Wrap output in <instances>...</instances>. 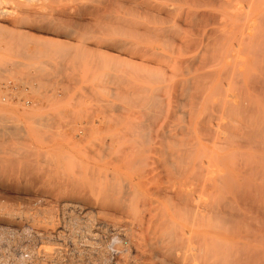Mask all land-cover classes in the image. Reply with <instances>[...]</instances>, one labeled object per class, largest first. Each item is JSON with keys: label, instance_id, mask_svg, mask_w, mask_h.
Masks as SVG:
<instances>
[{"label": "rangeland", "instance_id": "1", "mask_svg": "<svg viewBox=\"0 0 264 264\" xmlns=\"http://www.w3.org/2000/svg\"><path fill=\"white\" fill-rule=\"evenodd\" d=\"M92 3H94V2L93 1L91 2V0H0V115H1L0 120L1 121L3 120V122L0 121V129H1V131H2V129L4 130V131H2V132H4V134L0 133L1 134L0 136H2L1 138L3 139V140L0 139V141L4 143L7 140V144H8V141L12 143V144L10 143L11 145L8 144L10 147L8 145H7L8 146L7 147L6 142H5V144H3V143L1 144V142H0V144H1L0 145V152L2 151L1 147H3L2 148L3 151H6L7 149L12 150L14 148L15 149L17 148L16 149L17 152L14 151L15 153H18V154H20V153L24 154L25 153L26 154L29 151L30 155L33 154V156H37V157H34L36 159H34L33 156L32 157L30 156V159L33 158V159H31V161L28 158L25 160L24 159L21 160L22 162H27L28 164L29 163L32 164V165L29 164L30 166L27 165V167L25 165L27 163L21 164L22 162H20V160H18L20 162V164L18 166L13 165L11 168H9L11 170L6 169L7 172H5L4 174H7L10 171L9 172L10 175L7 174L9 176L6 177V175H3V177H0V178H2V180L0 179L1 180L0 181V227H8L11 229H17V231L20 232V234H19V236H17V238H18L20 245H22V246L32 245V246H35L36 248L40 247V250H43L45 253H48V254L57 252L55 255V258H56L55 263H51V264H148V263H150V264H152V263L153 264H161V262H162L161 258L162 257L159 256V258H158V255L155 254L156 252L155 251L152 252L153 249H152V247H150L151 242L148 243V239L149 238L152 239V237H150L152 235L149 234L150 231L148 228V223L146 222L147 217L153 218V215L151 214L152 211H150L152 209L151 207H153V205H154L153 203L156 201L157 202L161 201V198L159 197V195H160L159 188H158L159 185L154 184L155 181H152V180L145 181V180L140 179L139 173H141L140 171L142 170L141 165L129 164V163L125 164L124 160H122V163H121L120 159L118 158L121 155H123L122 152L124 149L123 150H121V149L122 148H128L129 145H131V144L129 142H127L126 140H123V139L119 140V138L115 137V136H114V139L115 138H118V139L117 140L115 139L116 143H113L111 140H114V139L110 135V132H116V133H120V134H122L123 132H128V131L130 132L132 130L134 132V131H136V130H134V128L135 129L137 128V126H136L137 123L142 124L145 122V124H147V125L143 124V126H142V129H144V130H150L151 129L152 132H156L158 130V133L163 132L162 134H167V135H169L170 132H173L170 134L171 136L178 135L181 137L182 136V124H186L190 121L189 120L190 118L188 115L189 110H190V106H189V104H187L188 99L186 100L184 95H182V97H181V94L179 93L178 88L175 87V86H177L176 82L179 80H182V84L184 82L185 83L187 82L188 87H190V90L193 91L195 94H198L199 91H202V94H203V91H204V95H205L206 90H207L206 88H208L210 86L211 81L203 79V80L199 81V83L196 87L193 88V80H194L193 78L196 76V73L200 74L203 71V69H202V71L196 72V68L198 67V65L200 63H203V62L206 63V65H205V63H203L204 67L206 66L205 68L203 67L206 71H209L211 68V70L213 69V71L217 70L216 71L217 76L219 74L221 75V76L219 75L220 77H218L219 78L218 82L221 81L220 84L222 83L223 87H225L224 90L226 92H228V89L231 87L233 90L231 89V91L229 93H231L233 91V94L236 92L235 93L236 95L238 93L243 94V98L245 99V100L242 99V95L238 94L237 97H235L236 95L231 96L232 94L231 95L229 94L230 95L229 96L227 93V95L225 94L224 98L221 97V99H220V100L225 99V101L222 100L219 102V101L215 100V104H218L217 107H219V104L221 106L222 103H223V105H226V102H227V106H222V109L225 110L227 108L226 110H228V111L230 110V112H231V110L233 111V108L235 110L237 109L236 105H238L239 108H242L245 105L244 108L247 106L246 107V109H247L246 118L248 119L247 122H250L251 125L253 123H255L257 121V118H260L259 116L262 115V113H261L262 111H260L259 108H261V106L264 105V95L260 90L259 91L258 90H251V91H249L248 95L242 93L240 90L241 85H239V84L240 83L242 84L241 79L243 81L244 75L240 79H239V77L243 73L241 70L243 69L242 67L245 65L244 63H247V66L249 68L248 69L249 76L251 77V79L259 78L262 76V72H263L262 66L258 65V64H257V66H255L256 64L253 63L254 62L253 60L256 59L257 57L258 58L261 57V52H260L262 50L261 48H263V50H264V46H263L264 45L263 44V42H264V39H263V37H264V28H263V26H264V19H263L264 10L263 9L264 8H263V6L261 7L258 5L257 7H255L256 10L254 9V13H253L254 19L257 15L256 18L263 20V24L262 25L260 24L262 26V28H261V26L259 28L256 27V25L257 26L259 25L258 23H261V20L255 19V21L253 22V25H255V23H256L255 27L251 26L252 29L248 30L250 32L246 31L247 33H251L250 34L251 37L250 36L248 37V39H250V43H251V41L252 42L255 41L254 40L255 36L258 37L259 35L262 36L261 33L263 34L262 38H258L256 40V42H254L253 45L255 47L253 45H252L253 47L251 46V48H254V50H255L256 48H258L257 46L259 45V48L255 50V54H253L254 52L252 53L253 49H250L251 44L249 45V49L251 52H249V51L248 52L250 54H253L252 56L255 55L253 57L254 59L252 58V56L248 52L243 54V56L239 55V59H238V54L235 55L236 53L233 54V52H232V54L230 55L231 57L233 56L235 59V57L237 56L236 57L237 61H234V63H233L232 59L227 61L228 58L224 57V53L221 52V50H222V48L224 49V47H226V45H229L230 42H233L232 44H230L231 46H233L234 44L236 46L237 43L239 42L240 37H238V36L240 35V32L238 33L234 27L233 33L236 35L233 34L232 35V37L234 36L233 38L229 37V39H233V41L232 40L230 41L228 39L229 33H227L228 32L227 30H229L230 28H227V25H226V27L223 26V22L221 21V20L224 21V17L222 16L223 11H221L222 10L221 8L220 9L216 8L217 6L216 7L212 6V8L207 6L208 7L207 9L211 10L212 13H214V18L216 16L218 19L215 18L216 20L214 21V18H213V20H211V21L209 20V21H207V23L203 22L206 26H204L202 23H201L202 25L199 23V24H197L198 26L192 25L193 27H190L191 15H190L189 11L196 9L197 5H194V4L191 5V3H187V2L186 3L182 2L181 4L179 3L180 5L178 3H174V4L169 3L170 5H172V7L175 6L176 8H179L178 10H180V12H181V15L179 17L182 16V18H180L181 19L180 21L179 20H177L176 22L170 21V22H168L170 25H168V23H167L165 26L168 25L167 27H172V29L176 27L175 30L181 31L179 34L177 33L178 35H181V36L177 37L175 35L174 40L175 39L178 40L181 37L182 38V45L184 43H187L188 41H190L189 45H191V46L193 45V46H192V48L190 46L189 51H188V49L186 51H188V52L191 51L192 53L189 54L188 52L184 51V49H182V56H179V54L177 52V47H178V43H179L178 41H180V40H178V41L176 40V43L174 42L175 45L173 44L174 46L168 44L170 46V47H168V45L165 44V46L161 45V46H163V47H161L159 44H157V41L154 38H152V36H150L151 38H149V40H148V38H146L147 40L144 39V41H146L145 44H144V42H143V44L141 43V45H142L141 49L142 50L140 49L138 51L139 55L136 56L133 54V52H134V50H135V52L137 50V48H136L137 41L132 39L135 37L133 35L131 36V34H129V33H128L129 35H127L125 32L123 33V32L117 31L118 33H121V34L117 35L118 33L116 34V31H114L112 29H110V31H112L113 33L108 32V30H109L108 28H103V29H105V30H103L102 29L103 26L96 25L94 20H93V17H91L92 20L90 21L89 16L85 17L82 21H80L79 23L80 24L82 23V24L81 25L79 24V26L76 25L75 28H73V26H71L70 23L68 24L65 21H59L58 19H56V17H54V14L57 13L61 9H64V11L65 10L69 11L68 8H70V10L73 12L74 9L77 10L79 8H81V9L83 8L84 10H86V8L92 9L93 7H96V4L95 3L92 4ZM193 5L196 6V7H194V9L192 7ZM238 6L242 7V8L241 7L239 8L240 10H242L244 8V10L241 11V13H243V11H245V8L247 7V4H242V5L240 4ZM225 9L228 11L229 8H227V6H226ZM244 13H247V10ZM262 14H263V17L260 18V16ZM179 17H176V19H178ZM172 19H175V18H172ZM92 21H93V23H92ZM213 21L215 23H213ZM87 22H89V23H87ZM152 23L154 25H151ZM171 23H173V24H171ZM157 25L158 24L156 22H151L149 24L150 27H155ZM89 26H91V27H89ZM87 27H89L90 30ZM224 27H225V30H224ZM228 27H229V25H228ZM82 28L84 29V31L82 30ZM92 28L96 31L92 30ZM256 28L257 29L261 28V29L256 31L255 30ZM97 29L99 30V32ZM100 29L104 33H102ZM211 29H213L214 32H211L212 31ZM252 30L254 31V33L256 35L253 33ZM92 31H94V32H92ZM105 31H107V32H105ZM255 31L260 32V34L256 33ZM261 31H263V32H261ZM86 32H88V34ZM214 33H217L214 35V37L216 36L214 38V40L217 38L216 41H214L213 39H210V37L211 38L213 37ZM115 34H116V36H115ZM220 34H221L222 38L220 37ZM223 34H224V36H223ZM252 34H254V35H252ZM217 35H219V36H217ZM121 36H123L125 38H123ZM126 36L128 37V39H126ZM129 36H130V38L132 37L131 40H130ZM229 36H231V35H229ZM207 37H208V39H207ZM218 38L220 40H218ZM259 39H261V40L263 39L262 40L263 42L260 43L261 40L259 41ZM193 40H195V41H193ZM107 41H109V42H107ZM115 41L116 42L122 41L123 42L122 44H124L123 47H114L112 44H113V42L116 43ZM154 41H156V42H154ZM212 41L214 43L217 42V43H215L216 46L217 45L219 46L222 43L224 44V42H227V43L225 45L222 44V45H220L221 47L219 46L217 48L214 45V43L212 44ZM150 42H151V44H150ZM205 42H207L208 45L210 43L211 45H209V46H212V47L208 48L209 46ZM248 42H249V40H248ZM131 44H133V46L135 47L134 49H133ZM198 44H199V46H198ZM128 45H131V46L128 48L127 47ZM214 46H215L214 49L220 48V50L216 51L217 50L216 49L214 51V52H217V53H215V55H217V56H214V57H217L215 59H218V60H215V59L211 58V56L206 55L207 52L208 53L210 52V55H211V53H212L211 51L214 50L213 49ZM235 46H234V48H235ZM143 48H145L146 50ZM147 49H148V53L146 52ZM149 49L151 50V52H155V53H151L149 51ZM204 49H206L205 53H204ZM208 49L209 50L211 49V50L209 51ZM144 50L148 55L143 53ZM263 50H262V52L264 53ZM122 51H124V52H122ZM141 51H142V53H141ZM222 51H224V50H222ZM156 52L158 53V55ZM185 52L188 54H186ZM152 54H156L158 56V58L163 56L162 57L163 60H161V58L157 59V56L153 57L154 55H152ZM258 54H260V55H258ZM151 55H152V57H150ZM246 55H248L249 57ZM196 56L199 59V61L197 60L198 63L195 62L197 59ZM178 57H180V60H182V68L180 69V71H179L178 63H177L179 61ZM195 57H196V59H195ZM203 58L207 59L206 61L208 63L206 61H204ZM210 58H211V61H210L211 63L208 61V60H210ZM244 58H247V59H244ZM213 61H215V62H213ZM184 62H186V63H184ZM238 62H239V64H238ZM147 63H149V64H147ZM176 64H177V66H176ZM214 64L217 66L219 65V66L215 68ZM252 64H253V66H251ZM184 65H186L187 67H185ZM195 65H196V67H195ZM211 65H212V67H211ZM238 66H241V69ZM206 68L209 70H207ZM256 68L261 69V70H259V71H258V69L253 70ZM225 69L229 70L230 72L225 70ZM126 71L128 72V74L126 73L127 78L123 79L126 77V76H124L125 73L123 74V72H126ZM206 71H204V72H206ZM213 71H209V72H213ZM113 72H115V73H113ZM130 72L134 73V74H130ZM179 72H181L180 74H182V75L178 74ZM209 72H206V73H209ZM227 72H229V74ZM233 72H234V74L238 73L236 75V77L233 76L234 75ZM255 73H256V76H255ZM122 74H123V76H122ZM129 74L132 77L129 78ZM144 74L147 75L146 77L148 79L145 77ZM223 74H225V75H223ZM104 75L107 76V78L108 77L109 78L107 79ZM187 75H189V76H187ZM228 75H230L229 81H230V78L232 77L231 80H233L234 83L232 81L227 82V78H228L227 76ZM133 76L136 79H141V80H136ZM115 77L116 78L118 77L119 79H116ZM191 77H193V78H191ZM86 78H87V82L84 81V80H86ZM113 78H115V79H113ZM132 78H134L135 81ZM120 79L123 80L122 83L118 82ZM125 80H126V82L127 81L130 83L132 82V84H129L127 82V84H129L130 87L125 83ZM145 80L149 81V83L148 82L144 83ZM161 80H162V82H161ZM203 81L204 82L206 81L205 82L206 85H204ZM225 82H227V83H225ZM238 82H240V83L238 84ZM207 83L209 84V86ZM231 83L233 85H231ZM263 83H264V77H263ZM235 84H237L239 86H236ZM133 85H135V87ZM136 87H138L137 88L138 92L135 89ZM141 87H143V88H141ZM133 88L135 90H133ZM202 88H203V90H202ZM124 89L128 90V92L126 94L122 93V90H124ZM130 89L133 90L134 93ZM139 89H142V92ZM175 89H176V91H175ZM235 89H238L239 91L235 90ZM129 91H131V92H129ZM147 91H150V92L148 93ZM253 91H254V93H252ZM143 92H145V94ZM199 94H200V96H199ZM199 94L196 95L198 99H200L202 97L201 92H199ZM128 95L130 96L131 100L129 99ZM137 95H139V96H137ZM142 95H148L149 101H151V99H154L152 110H151V106L149 107V104H148L149 102H147L148 98L143 99L141 97ZM244 95H245V97H244ZM255 95H256V97H255ZM106 96H108V97H106ZM150 96H151V98H150ZM226 96H227V98H226ZM143 97H145V96H143ZM230 97L232 98L231 100H233V97H234V99L237 102L235 100H233V102H235V103L231 102L228 99ZM238 97H239V100H241V99L243 100V104H242V100H241V103H238V102H240L237 100ZM252 97L253 98L255 97L256 99H253ZM123 98H124V100H123ZM248 99H250V100H248ZM258 99H259V101H258ZM156 100L158 103L156 102ZM200 100H202V99H200ZM218 100H219V98H218ZM247 101H249V103ZM253 101L256 102V104ZM128 102H130V103H128ZM133 102H134V104H133ZM198 102L200 103L201 101H198ZM198 102H197V104H198ZM229 102H231L232 104L230 105ZM252 102H253V105L255 104L257 106L251 105L250 103H252ZM236 103H238V104H236ZM244 103L249 104L252 107L251 106L249 107V105H246ZM146 104L148 106H145ZM197 104H196V106H197ZM233 104L235 105V107H233L234 106ZM239 104H242V106ZM141 105H144V106H141ZM142 107H144V108L142 109ZM146 107L147 108L149 107L148 110H146L147 109ZM208 107L211 109L209 110ZM208 107H207V109H208L207 111L205 109L201 110V108H203V107L201 106V103L198 104L199 109H196L198 111L197 114H199V112H200L201 114H204V116L203 115L202 116L204 118H206V117H208L209 112L212 115V113L214 111L213 115L216 117L215 113H218L217 116L220 115L222 118L221 120L223 121V119H224V121H226L225 123L227 124L228 120L224 118L225 117V111H223L224 112L223 113L224 117H223L221 114V107H219L220 112L217 109L216 105L214 107H212L211 105ZM248 107L250 108V110ZM254 107H256V108H254ZM244 108H242V109L244 110ZM251 108H252V110H251ZM216 109H217V112H216ZM253 109H255V110H253ZM237 110L234 111L233 114L240 112L239 109H237ZM203 111H205V112L203 113ZM252 111H253V113H252ZM255 111H257V113ZM136 112L139 113V115ZM147 113L148 114L150 113L151 115L149 114V116H147L146 115ZM140 114H141V116H140ZM201 114H199L198 117H197V115L195 117L197 119L199 118L198 120L195 119V123H197V124H195L197 129L201 125L207 124V125H209L208 129L211 128L213 131L208 130V132L211 134H209L207 132L209 134V135H207V133L204 132L205 130H202L203 135L206 138H209L207 136L213 135L214 134L213 132H215V134H214V137L216 135L215 138L210 136V138H212V141L218 139L219 136H220L219 137L220 139H219V141L217 140V142L214 141L216 143V145H215V143H213V142L212 143L210 142V144L207 143L209 141L204 140L205 138L202 136V133L196 132L197 136H199L198 133H200L201 136L199 139L203 138V140L201 139L200 141L205 142V143H203V142H201V143L203 145L207 143L208 144L207 146H210L212 144V146L213 145L214 146L213 147L211 146L208 148H212L215 150L217 149L216 151H218L219 147H221V148H222V146L224 147L223 143L226 144V137H225L226 135H222L225 137V140L223 137L221 139V134H223L222 131H223L226 124H224V122H223V125L217 124V123H219V121L221 122V120L219 118L220 116L216 117L218 122L215 121L216 118H214L215 120L212 119L214 116L213 117L211 116L210 119H208V120L202 119L203 121L201 122L200 119L203 118L201 116ZM248 116H250V117H248ZM251 118H253L254 120ZM6 120L9 122H7ZM213 120H214V122H212ZM252 120L254 122H252ZM259 120H261V118L258 119V121ZM12 121H14V122H12ZM206 121H209L212 123H209V124L203 123ZM258 121L256 123H258ZM10 122H12V123L10 124ZM1 123H3V124H1ZM39 123L41 125H39ZM72 123H74V124H72ZM7 124H9V125H7ZM10 125L11 126L14 125L15 127L14 126L11 127ZM218 125H220V126H218ZM35 126L37 127V129ZM39 126H40V128H39ZM131 126H132V128H131ZM248 126H250V125H248ZM196 127H194L195 128L194 131H196ZM219 127H220V129H219ZM13 128H15V129L18 128V129L15 130ZM213 128H217L216 131ZM49 129H50V132H49ZM218 129L221 132L218 131ZM246 129H247V132H249L248 128H245V130ZM7 130L12 132V135H10L11 133ZM243 130L241 131L238 128L235 130L236 139H238V138L243 139V138L247 137L246 131H243ZM13 131H14L15 136L13 135ZM95 131L98 133L100 132L101 135L98 134L99 136H96V134H94ZM54 132L56 133V135L54 134ZM73 132L76 133V135ZM218 132L221 134H218ZM48 133H51V134H48ZM16 134L18 136H16ZM72 134H73L75 140L76 141L79 140V142L84 140L83 139L84 136H86L88 138L85 137L86 141L85 140H84L85 142L82 141L81 143L78 144V147L73 149V148H71V147H73V146H71V144L74 142L73 141L74 138L72 137ZM4 136H5V138H4ZM44 136H47V137L44 138ZM53 136H55V137H53ZM7 137L8 138L11 137V139H7ZM12 137H13V139H12ZM51 137L55 138V139H56V137H58V138L56 140H53ZM210 138L207 140L211 141ZM14 139H16L17 141L19 140L18 142L22 146H20L19 143ZM20 139H22V140L20 141ZM23 140H24V142H23ZM49 140H51V141H49ZM220 140L221 141L223 140V142H221ZM15 141L18 143V145ZM44 141L46 143H43ZM57 141H60V142H57ZM25 142L27 143V146H26ZM150 142L151 141L142 143L143 148H141L142 150L144 149L143 150L144 152L145 151L148 152V153H146V154L144 153V154L146 155L147 158L149 157V159H151L150 158L151 153H149V149L152 147ZM218 142H220V143L218 144ZM50 143H52V144H50ZM111 143H113V144H111ZM108 144H109V146H108ZM220 144H223V145L220 146ZM24 146H26V147H24ZM108 147H111L112 149L108 148ZM18 148L20 150H18ZM24 148H26L27 151H24L25 150ZM57 149H59L61 151L59 152V151H57ZM87 149H90V150H87ZM22 150H23V152H21ZM33 150L34 151L36 150V151L33 152ZM39 151H41V154H39L40 153ZM89 151H91L92 157L89 154ZM108 151L112 154V156L110 155V153ZM31 152H33V153L31 154ZM64 152H70L73 156H75V160L82 162V165H83L82 168L75 166V169H74V167L70 166V168L74 170V174L77 171L81 172V174H82V176L79 174H75V176L78 177V182L82 185V188H81V185L78 184L80 187H77L76 190H78V189L79 190L74 191L77 194L72 193L73 191L71 192V190L65 189L66 190L65 191V190L61 189L60 188L61 182H57V177L55 175V172L53 173L50 169L51 168L50 165H48V164H50V161H51L50 156H52L54 158V161L52 159L53 162H51L52 167H53L52 169H54V163L62 162L63 158H64V161L62 162L63 165H61L62 166L61 169L63 168V170L68 172L70 170V168H69V165L67 164L68 163L67 160L65 159V157H63ZM102 152H104V153H102ZM117 152H118V155H117ZM34 153H36V155ZM43 153H45V154H43ZM82 153H84V154L81 155ZM93 154H94V156H93ZM115 154H116L118 159L116 158ZM39 155H41L43 158L45 157L44 155H46L48 157V159L50 161L47 162L48 159L47 160L45 159V161L47 163L45 164V162H44V164L46 166L48 165L49 168L47 167V169H46L45 166L44 167L41 166L44 164H43V162H40V161H42L41 160L42 157L39 158L40 157ZM97 156H99L100 158ZM104 156H106V157H104ZM96 157L99 158V159H97V161L99 160L98 162L96 161ZM231 157L226 158L223 161L224 162L223 164L226 166L233 164V163L230 164L231 159L237 158V157H236V155H233V158H231ZM106 158H107V160H104ZM208 158H210V156H206L204 159H206V161H207ZM0 159H2V160H0L1 163H3L4 161L8 162V160H6V158L4 159V157L1 156V154H0ZM204 159L202 158V160H204ZM16 160H14L15 165H17L16 163L18 162ZM34 160H36V163L34 162ZM102 160H104V161H102ZM111 160H113V161H111ZM114 160H116V161L114 162ZM117 160H119L120 166H118L119 163L117 165V162H118ZM43 161H44V159H43ZM206 161H204V162H206ZM235 161H236L235 159L232 160V162H235ZM33 163L36 164L35 169L32 167ZM22 165L24 166V168L26 167V169H32L33 168L34 169V170L32 169V173H33L32 175L33 176H31V174H29L30 177L28 176L29 177L28 178L26 175H22V174H25L27 171H28L27 173H29L31 171V170L24 171L23 169H21ZM28 166L31 168H29ZM122 166L126 167V170H124L122 168L124 172L121 169ZM13 167L15 169H16V167H18V169L16 170L18 172V175H14V172L12 173V171L15 170V169H13ZM86 167H88V169L91 167L92 170H90L91 168L89 170H87ZM130 167H132V171H131ZM118 168H120L121 171ZM20 169L23 170L24 173L20 174V172H22V171H20ZM43 169L45 171L47 170L45 173L46 178L45 179L43 178L45 181L43 179H42L43 181H41V179L38 180L39 176H40L39 178H42L44 176V175L41 176V174H38V171L40 173V170H43ZM83 170L84 171L86 170L87 173L91 172L89 174H92L93 177H95L96 175L101 176V174H102L101 172L110 173V175L108 174L110 177L107 176L108 181L112 182L114 180L115 182H112L111 183L112 185L111 184H109V185H111V187L113 186V183H114V185H116L115 187L114 186L112 187V190L116 191V193L119 192L118 194H120V200H122V194H123V197H124L123 199H125V200H123L124 201L123 204H127L126 199L128 198V200H129V198H130L129 196L136 193V196H135V199L133 202L136 203V205H137L136 207L138 209V213L141 216V218L144 215L143 216L144 218H142V222H141V219L139 217L138 218H133V217L130 218L125 213L122 214L121 212H119L117 208L114 209L111 206L106 207V205L101 201L102 198H100L103 195V193L100 190H96V189L90 191V189H91L90 184L91 183L94 184V182L90 180L91 179V178H89V177H91L90 175L86 174V176H84ZM36 173H37V175H36ZM50 173H51L52 177L48 178V176H50ZM111 174H113V179L109 180L111 178ZM11 175H13V176H11ZM20 176H23V177L20 178ZM24 176H25V178H24ZM135 176H136V178H135ZM32 177H33V180H32ZM50 178H51V180H50ZM83 178H86L90 182V184L89 183L87 184V182L85 183L84 181H86V180H84ZM97 178H98V176H97ZM100 178L101 179L104 178L103 174H102V177H100ZM36 179H37V181H36ZM53 179H55L56 183H57V185H55L54 187L57 188V186L60 185L58 187V190L56 188L53 189V185L55 184V182H54L55 180L53 181ZM200 180L195 181L194 183L196 185L193 184L194 187H193V185L191 187V189L194 188L193 189L194 191H192V193L193 194L195 193V196L200 193L201 187L203 185V179H200ZM108 181L107 180L104 181L105 186H106V184L108 185V183H109ZM41 182H43V183H41ZM51 182L54 184L52 185ZM150 182H152V184ZM46 183H47V185H46ZM116 183H118V184H116ZM143 183L148 184L147 188H145V189L141 188V185ZM156 183H158V182H156ZM49 184H50V186L52 185L51 186L52 188L49 186ZM198 185L200 186V188ZM43 186H45V187H43ZM144 186L145 185L143 184V187ZM197 188L199 190H197ZM80 189H83V191H81V193H80ZM60 191H61V193H60ZM85 191L88 193H86ZM114 191L111 193L114 194ZM68 192L70 195L68 194ZM82 192H84L85 194ZM129 192L130 193L132 192V193L129 194ZM74 194L76 197L73 196ZM80 194H81V196H80ZM118 194H114L115 197H119ZM155 196H158V197H155ZM155 199H157V200H155ZM123 201H121V202H123ZM143 202H144V204H146L145 206H144ZM65 205H66V207H65ZM7 214H10L11 216L9 217ZM165 214L168 217V220L170 223H171V221H173L172 224H174V226L173 225L172 226H173L174 232L178 233L179 238L178 237L177 238H178L179 242H177V238H176V241H175L176 244L177 243L180 244V241H181V244H180V246H181L182 240L180 239V234L183 231L188 233V234H186L184 232L182 234L186 238L185 245L187 244V246H186L187 249H186V247H184L185 246L184 244L182 247L183 250L179 249L180 248L179 246H178L179 248L177 247V249L182 250L183 252H187V254L185 253L184 264H210V261L212 259V257L210 255H212V253L214 252L213 249H214V247L216 249V246L214 243H212V241H210L211 238H210V234H209L210 233L209 229H211V228H208V224L205 222V224H206L205 225L204 222L198 221L200 219H198V220L196 219L197 221H195L196 222L195 223L193 220H190V217H188L189 219L182 217V219L179 221V219H177L175 216H173V213L170 209H168V211L166 210ZM113 216H115V217H113ZM43 217H45L47 219H42ZM50 217H51V219H50ZM183 218H185V220H183ZM201 225L202 226L205 225V227H202ZM192 228H194V229H192ZM200 228H202V229H200ZM180 230H182L181 233H179ZM185 234L187 236H185ZM1 237H2V235L0 234V245L6 244V242L1 240ZM235 238L232 242L234 252L237 249V247H239L237 244H239V243L241 244V242H240L241 240H237V239L235 240ZM192 239H194V240H192ZM165 241H166V239H164L162 242L164 245L167 242V241L166 242ZM168 241H169L168 243H170L171 240H168ZM235 242L237 244H235ZM188 243H189V245H188ZM196 243L199 245H197ZM166 245H168V244H166ZM200 245L202 247H200ZM211 246L213 248H211ZM184 249H186V250L184 251ZM207 250H208V252H207ZM182 251H180V252H182ZM180 255H181V259H182V253H180ZM50 257L53 258L52 256H49L48 261L53 262L50 259ZM157 258H158V260H157ZM186 258H187V260H186ZM193 259H194V261H193ZM163 261H164V259H163ZM191 261H193V263ZM162 264H163V262H162ZM164 264H165V262H164ZM178 264H183L182 260H180V262Z\"/></svg>", "mask_w": 264, "mask_h": 264}, {"label": "bare ground", "instance_id": "2", "mask_svg": "<svg viewBox=\"0 0 264 264\" xmlns=\"http://www.w3.org/2000/svg\"><path fill=\"white\" fill-rule=\"evenodd\" d=\"M94 2L95 4H96V7H93L92 9L90 8H86V10H84L83 8L81 9V8H79V9H74V11L72 12L71 10H70V8H68V10L69 11H64V9H61V10H57L56 12L57 13H55L54 14V17H56V19H58L59 21H65V22H67L68 24L70 23V25L71 26H73V28H75L76 27V25H78L79 26V22L80 21H82L85 17H87V16H89V18H90V21L92 20V18L91 17H93V20H94V22H95V24L96 25H100V26H103L102 27V29L103 28H108L109 30H108V32H112V31H110V29H112V30H114V31H116V34L118 33L117 31H119V32H125L127 35H129V34H131V36L133 35L135 38H132V39H134L135 41H137V44H136V48H137V50H136V52H135V50H134V52H133V54L134 55H136V56H138L139 55V50L142 48V45H141V43L143 44V42H144V44H145V42L146 41H144V39L145 40H147L146 38H148V40H149V38H151L150 36H152V38H154L156 41H157V44H159L160 46L161 45H163V46H165V44H169V45H175V43H176V40L177 39H175L174 40V36L176 35L177 37H179V36H181V35H178L181 31H177V30H175V28H173L172 29V27H167L168 25H170L168 22H170V21H177V20H181L180 18H182V16L181 17H179L180 15H181V12H180V10H178L179 8H176L175 6L174 7H172V5H170L169 3H191V5L192 4H194V5H197V7L196 6H192L193 7V9H194V7H196V9H194V10H191V11H189V13H190V15H191V23H190V27H193L192 25H197V24H203L204 26H206L203 22H205V23H207V21H211V20H213V18H214V13H212V11L211 10H208L207 8V6H209L210 8H212V6L214 7H216V8H221L222 10L221 11H223L222 12V16L224 17V21L223 20H221L222 22H223V26H225L226 27V25H227V28H230L229 30H227L228 32L227 33H229L228 34V39H229V37H232V35L234 34L233 32V30H234V27H235V29L237 30V32L239 33L240 32V35L238 36V37H240L239 38V42L237 43V45L235 46V44L233 45V46H231L230 44H232L233 42H230V44L229 45H226V47H224V49L222 48V50H224V51H222L221 50V52H223L224 53V57H227L228 58V60L227 61H229L230 59H232L233 60V63H234V61H237L236 59V57H235V59H234V57L232 56H230L231 54H232V52H233V54L234 53H236L235 55H237L238 54V59H239V55H241V56H243V54H245L246 52H251L250 51V49H253L252 50V53L253 54H255V50L256 49H258L259 48V45L257 46L258 48H256L255 50H254V48H251V46L254 44V42H256V40L258 39V38H262L263 37V34L261 33V35L262 36H258V37H254L255 39V41H251V43H250V39H248V37L250 36L251 37V33H247L246 31H248L249 29H252L251 28V26L253 27H255V25H256V23H255V25H253V22L255 21V19H257V20H261V23H258L259 25L257 26L256 25V27H260L262 24H263V20L262 19H259V18H256L257 17V15H256V17H255V19H254V17H253V13H254V9H255V7H257L258 5L259 6H263V8H264V0H91V2ZM94 3H92V4H94ZM73 4V3H72ZM179 4V5H180ZM242 5V4H247V7L245 8V11H243V13H241V11L242 10H244V8L242 9V10H240L239 8L241 7H239L238 5ZM177 5V4H176ZM226 6H227V8H229L228 9V11L225 9L226 8ZM244 6V5H243ZM87 7V6H86ZM223 7V8H222ZM245 7V6H244ZM215 8V9H216ZM242 8V7H241ZM234 9V10H233ZM182 10V9H181ZM246 10H247V13H244V12H246ZM256 10V9H255ZM264 10V9H263ZM262 11V10H261ZM255 15V14H254ZM176 17H179L178 19H176ZM263 17V14L260 16V18H262ZM172 18H175V19H172ZM215 18L216 19H218L216 16H215ZM214 18V21L216 20ZM88 19V18H87ZM223 19V18H222ZM263 19H264V17H263ZM213 21V23H215ZM151 22H156L158 25L157 26H155V27H150L149 26V24L151 23ZM87 23H89V22H87ZM91 23V22H90ZM92 23H93V21H92ZM168 23V25L167 26H165L166 24ZM82 24V23H81ZM80 24V25H81ZM171 24H173V23H171ZM201 24V25H202ZM261 24V25H260ZM88 25V24H87ZM91 25V24H90ZM151 25H154L153 23L151 24ZM228 25H229V27H228ZM95 26V25H94ZM198 26V25H197ZM222 26V27H223ZM82 27V26H81ZM89 27H91V26H89ZM89 27H87L88 29H89ZM96 27V26H95ZM200 27V26H199ZM202 27V26H201ZM208 27V26H207ZM225 27H224V30H225ZM94 28V27H93ZM92 28V30H94ZM205 28V27H204ZM261 28H262V26H261ZM260 28V29H261ZM263 28H264V26H263ZM80 29V28H79ZM99 29V28H98ZM97 29V30H98ZM178 29V28H177ZM180 29V28H179ZM189 29V28H188ZM201 29V28H200ZM206 29V28H205ZM260 29H255L256 31L257 30H260ZM82 30L84 31V29L82 28ZM90 30V29H89ZM101 30V29H100ZM103 30H105V29H103ZM212 31L211 32H214L213 31V29H211ZM216 30V29H215ZM220 30V29H219ZM218 30V31H219ZM254 30V29H253ZM252 30V31H253ZM79 31V30H78ZM94 31H96V30H94ZM94 31H92V32H94ZM255 31V32H256ZM90 32V31H89ZM98 32H99V30H98ZM101 32H102V30H101ZM105 32H107V31H105ZM222 32V31H221ZM220 32V33H221ZM247 34H246V33ZM248 32H250V31H248ZM261 32H263V31H261ZM87 34H88V32H86ZM102 33H104V32H102ZM113 33V32H112ZM129 33V34H128ZM175 33V34H174ZM178 33V34H177ZM218 33V32H217ZM217 33H214L213 34V37L211 38L210 37V39H213L214 40V38L216 37H214V35L215 34H217ZM253 33H254V31H253ZM256 33H258V34H260V32H256ZM86 34V35H87ZM110 34V33H109ZM116 34H115V36H116ZM119 34H121V33H118L117 35H119ZM209 34V33H208ZM255 34V33H254ZM254 34H252V35H254ZM257 34V35H258ZM112 35V34H111ZM114 35V34H113ZM125 35V34H124ZM210 35V34H209ZM229 35H231V36H229ZM234 35H236V34H234ZM248 35V36H247ZM256 35V34H255ZM114 36V37H115ZM217 36H219V35H217ZM223 36H224V34H223ZM109 37V36H108ZM118 37V36H117ZM121 37H123V36H121ZM201 37V36H200ZM209 37V36H208ZM208 37H207V39H208ZM220 37H221V34H220ZM227 37V36H226ZM234 37V36H233ZM232 37V38H233ZM236 37V36H235ZM253 37V36H252ZM111 38V37H110ZM123 38H125V37H123ZM129 38H130V36H129ZM131 38H130V40H131ZM222 38V37H221ZM126 39H128V37L126 36ZM226 39V38H225ZM263 39H264V37H263ZM262 39V40H263ZM178 40H180V41H178ZM177 41L179 42L178 43V47H177V52H178V54H179V56H182V49H184V51H186L187 49H188V51H189V48H190V46L191 45H189V43H190V41H188L187 43H184L183 45H182V38L180 37L179 39H178ZM217 40V38L214 40V41H216ZM218 40H220L219 38H218ZM224 40V39H223ZM230 41L232 40L233 41V39H229ZM248 40H249V42H248ZM253 40V39H252ZM261 39H259V41H260ZM260 41V43H262L263 41ZM156 41H154V42H156ZM193 41H195V40H193ZM199 41V40H198ZM207 41V40H206ZM222 41V40H221ZM227 41V40H226ZM107 42H109V41H107ZM111 42V41H110ZM116 42V41H115ZM153 42V43H154ZM175 42V43H174ZM208 42V41H207ZM207 42H205L206 44H207ZM224 42V41H223ZM229 42V41H228ZM237 42V41H236ZM123 42L121 41V42H116V43H114L113 42V46L114 47H123V45L124 44H122ZM125 43V42H124ZM204 43V44H205ZM214 42L212 41V44H213ZM215 43H217V42H215ZM215 43H214V45H215ZM222 43V42H221ZM227 42H224V44L223 45H225ZM259 43V42H258ZM259 43V44H260ZM128 44V43H127ZM130 44V43H129ZM147 44V43H146ZM150 44H151V42H150ZM156 44V45H157ZM192 44V43H191ZM201 44V43H200ZM222 44H220V45H222ZM251 44V45H250ZM256 44V43H255ZM263 44H264V42H263ZM262 44V45H263ZM132 45V47H133V49L135 48L134 46H133V44H131ZM131 45H128L127 47L129 48ZM158 45V46H159ZM168 45V47H170ZM173 45V46H174ZM208 45V44H207ZM209 45H211L210 43H209ZM208 45V46H209ZM219 45V46H220ZM249 45H250V49H249ZM154 46V45H153ZM163 46H161V47H163ZM193 46V45H192ZM192 46H191V48H192ZM195 46V45H194ZM198 46H199V44H198ZM216 46V45H215ZM215 46L213 47V49L215 48ZM218 45L216 46L217 48L219 47ZM234 46H235V48H234ZM254 46V45H253ZM252 46V47H253ZM261 46V45H260ZM264 46V45H263ZM126 47V48H127ZM212 46H209L208 48H211ZM221 47V46H220ZM255 47V46H254ZM262 47V46H261ZM260 47V48H261ZM127 48V49H128ZM199 48V47H198ZM216 48V49H217ZM237 48V49H236ZM132 49V50H133ZM143 49H145V48H143ZM196 49V48H195ZM194 49V50H195ZM212 49V50H213ZM216 49H214L213 51H211L212 53H211V55H210V52L208 53H206V55H209V56H211V58H213V59H215V58H217V57H214V56H217V55H215V53H217V52H214ZM236 49V50H235ZM262 50H263V48H261ZM142 50V49H141ZM146 50V49H145ZM145 50H144V52L143 53H145V54H147L148 53V49H147V53L145 52ZM192 50V49H191ZM205 50L206 49H204V53H205ZM209 50V49H208ZM211 50V49H210ZM209 50V51H210ZM218 50H220V48L219 49H217L216 51H218ZM262 50L260 51L261 52V57L260 58H256V59H254L253 57L255 56H252L253 54H250L249 52V54L252 56V58L254 59H252L253 61V63L254 64H256L255 66H257V64L258 65H261L262 66V68H263V72H262V76L261 77H259V78H254V79H251V77L249 76V71H248V66H247V63H244L243 65V69L241 70L243 73H242V75L239 77V79L243 76V81H242V79H241V82H242V84L240 83V82H238V84L239 85H241V92L242 93H244V94H249V91H251V90H260L262 93H263V95H264V83H263V77H264V53L262 52ZM149 51L151 52V50L149 49ZM153 51V50H152ZM188 51H186V52H188ZM193 51V50H192ZM198 51V50H197ZM202 51V50H201ZM264 51V50H263ZM122 52H124V51H122ZM185 52V53H186ZM130 53V52H129ZM141 53H142V51H141ZM151 53H155V52H151ZM150 53V54H151ZM157 53V52H156ZM189 54L190 53H192L191 51L190 52H188ZM188 53H186V54H188ZM203 53V54H204ZM200 54V53H199ZM248 54V55H249ZM263 54V55H262ZM148 55V54H147ZM152 55H154L153 57H156L157 55H158V53H157V55L156 54H152ZM152 55L150 56V57H152ZM205 55V54H204ZM222 55V54H221ZM234 55V56H235ZM248 55H246V56H248ZM258 55H260V54H258ZM145 56V55H144ZM162 56V55H161ZM198 56V55H197ZM196 56V57H197ZM149 57V56H148ZM163 57V56H162ZM162 57H159V58H161V60H163V58ZM196 57H195V59H196ZM207 57V56H206ZM219 57V56H218ZM245 57V56H244ZM249 57V56H248ZM60 58V57H59ZM64 58V57H63ZM158 58V56H157V59H159ZM200 58V57H199ZM205 58V57H204ZM203 58V59H204ZM211 58H210V60H208L209 62L211 61ZM131 59V58H130ZM178 59H179V61L177 62L178 63V68H179V71H180V69L182 68V60H180V57H178ZM244 59H247V58H244ZM139 60V59H138ZM166 60V59H165ZM194 60V59H193ZM199 61V59H198V57H197V59H196V63H198V61ZM207 59H204V61H206ZM215 60H218V59H215ZM242 60V59H241ZM187 61V60H186ZM189 61V60H188ZM192 61V60H191ZM78 62V61H77ZM76 62V63H77ZM207 62V61H206ZM213 62H215V61H213ZM240 62V61H239ZM239 62H238V64H239ZM184 63H186V62H184ZM194 63V62H193ZM195 63V64H196ZM203 63H205V62H203ZM203 63H200L199 65H198V67L196 68V72H200V71H202V69H203V71L200 73V74H197L196 73V76L193 78V77H191V78H193L194 80H193V88L194 87H196L197 85H198V83H199V81H201V80H203V79H205V80H209V81H211V83H210V86H209V84H208V88H206L207 90H206V93H205V95H204V91H203V94H202V91H199V92H201V94H202V97L200 98V99H202V100H200V99H198L197 98V96L196 95H198L199 94V92H198V94H195L193 91H191L190 90V87H188V84H187V82L185 83H183L182 84V80H179V81H177L176 82V85L177 86H175L176 88H178V90H179V93L181 94V97H182V95H184L185 96V98H186V100L188 99V101H187V104H189V106H190V110H189V113H188V115H189V122L188 123H186V124H182V136L180 137V136H178V135H174V136H171L170 134L171 133H173V132H170V134L169 135H167V134H162L163 132H159L158 133V130L156 131V132H152L151 131V129L150 130H144V129H142V126H143V124H145V122L144 123H142V124H140V123H137L136 124V126H137V128L135 129L134 128V130H136V131H134L133 132V130L132 131H128V132H123L122 134H120V133H116V132H110V135L113 137V139H114V136L115 137H118L119 138V140L120 139H123V140H126L127 142H129L131 145H129V147L128 148H122L121 150H123V155H121L120 157H118L119 159H120V161H121V163H122V160H124V162H125V164L126 163H129V164H139V165H141L142 166V170L140 171L141 173H139V176H140V179L141 180H145V181H150V180H152V181H155L154 182V184H158L159 186H158V188H159V193H160V195H159V197L161 198V201L160 202H154L153 204V207H151L152 209L150 210V211H152V215H153V218H151V217H147V223H148V228H149V231H150V233L149 234H151L152 236H150V237H152V239L151 238H149L148 239V243H150L151 244V246L150 247H152V249H153V251L152 252H156L155 254H157L158 255V258H159V256H161L162 258H161V260H162V262H163V264H164V262H165V264H178L179 262H180V260H182V263L184 264V261H185V253L187 254V252H183L182 250V247H183V244L185 245V243H186V238L184 237V235H182L185 231H183L182 233H181V231L183 230H180V232L179 233H181L180 234V239L182 240V245L180 246V244H181V241H180V244L179 243H175V241H176V238L178 237V233H175L174 232V229H173V226H174V224H172V222L173 221H171V223L169 222V220H168V217L166 216V210L168 211V209H170L171 211H172V213H173V216H175L177 219H179V221L182 219V217H185L186 219H189L188 217H190V220H193L194 222L195 221H197L198 219H200V220H198V221H202V222H204V224H205V222L208 224V228H211V229H209V234H210V238L212 239H210V241H212V243H214L215 244V246H216V249H215V247H214V252L212 253V255H210L211 257H212V259H211V261H210V264H264V105H262L261 106V108H259V110L260 111H262L261 113H262V115L261 116H259L260 118H261V120H259L258 121V119H260V118H257V121H258V123H253L252 125H251V123L250 122H247L248 121V119L246 118V112H247V109H246V107L244 108V106L242 107V108H244V110L242 109V108H239L238 107V105H236L237 107V109H239V113H236V114H233V112L234 111H236L233 107H235V105L232 107L233 108V111L231 110V112H230V110L228 111V110H224V109H222V106H227V102H226V105H223V103H222V105L220 106V104H219V107H221V114H222V116H223V111H225V119H227L228 120V122H227V124L225 123L226 121H224V119H223V121L221 120L222 118H221V116L219 117V116H217V114L218 113H215L216 114V117H219L220 118V120H221V122L219 121V123H217V124H222L223 125V122H224V124H226L225 125V127H224V129H223V131H222V133L223 134H221V133H219L218 132V134H221V139H222V137L224 138V140H225V137H226V144L225 143H223L224 144V147L222 146L223 144H220V146H222V148L221 147H219V149H218V151H216L215 149H212V148H208V147H211L212 146V144L210 145V146H207L208 144L207 143H209L210 144V142L212 143H215L214 141H216L217 142V140L219 141V137H218V139H216V140H214V141H212V138H210V136L211 137H214V134H215V132H213L212 134L213 135H210V136H207V137H209L210 139H211V141L210 140H207V139H209V138H206L204 135H203V132H202V130H205L204 132H208V130H212L211 128H209L208 129V126L209 125H207V124H203V125H201L198 129H197V127H196V125L195 124H197V123H195V119H197V118H195L196 117V115H197V117H198V115L199 114H201L200 112H199V114H197V110L196 109H199L198 108V104H200L201 103V106L203 107V108H201V110L202 109H205L206 111L208 110L207 109V107L208 106H212V107H214L215 105H216V107L218 106V104H215V100H217V101H222V100H224L225 101V99H222V100H220L221 99V97H225V94L227 95V93H228V95L230 94H232L231 96H234V95H236L235 93L233 94V91L231 92V93H229L230 91H231V87L228 89V92H226L225 90H224V88L225 87H223V85H222V83L220 84V82H218V77H220L219 75L217 76L216 75V67H218L217 65H215V70L216 71H213V69L211 70V68H210V70L209 69H207V70H209V71H213V72H209V71H206L204 68L206 67H204V64ZM208 63V62H207ZM211 63V62H210ZM242 63V62H241ZM147 64H149V63H147ZM213 64V63H212ZM220 64V63H219ZM237 64V63H236ZM81 65V64H80ZM189 65V64H188ZM205 65H206V63H205ZM221 65V64H220ZM242 65V64H241ZM176 66H177V64H176ZM185 67H187L186 65H184ZM251 66H253V64L251 65ZM254 66V67H255ZM193 67V66H192ZM195 67H196V65H195ZM204 67V68H203ZM211 67H212V65H211ZM228 67V66H227ZM240 69H241V66H238ZM260 67V66H259ZM224 68V67H223ZM79 69V68H78ZM112 69V68H111ZM184 69V68H183ZM182 69V70H183ZM229 69V68H228ZM258 68H256V69H253V70H257ZM108 70V69H107ZM113 70V69H112ZM193 70V69H192ZM225 70H227V69H225ZM224 70V71H225ZM252 70V71H253ZM259 70H261V69H258V71ZM129 71V70H128ZM204 71H206V72H209V73H206V72H204ZM227 71H229V70H227ZM178 72V71H177ZM230 72V71H229ZM229 72H227L228 74H229ZM257 72V71H256ZM113 73H115V72H113ZM118 73V72H117ZM125 73V75L124 76H126L127 74H128V72L126 71V72H123V74ZM127 73V74H126ZM181 72H179L178 74H180ZM188 73V72H187ZM226 73V72H225ZM92 74V73H91ZM119 74V73H118ZM121 74V73H120ZM123 74H122V76H123ZM130 74H134V73H131L130 72ZM130 74H129V78L130 77H132V76H130ZM233 74H234V72H233ZM238 74V73H237ZM236 73L233 75L234 77H236V75H237ZM94 75V74H93ZM108 75V74H107ZM139 75V74H138ZM145 75V74H144ZM180 75H182V74H180ZM179 75V76H180ZM184 75V74H183ZM215 75V76H214ZM223 75H225V74H223ZM105 76V75H104ZM109 76V75H108ZM143 76V75H142ZM147 75H145V77H146ZM187 76H189V75H187ZM232 76V75H231ZM255 76H256V73H255ZM259 76V75H258ZM106 78H107V76H105ZM104 77V78H105ZM119 77V76H118ZM116 78V79H119V78ZM134 77V76H133ZM178 77V76H177ZM182 77V76H181ZM186 77V76H185ZM224 77V76H223ZM228 78H227V82L229 81V77H230V75H228L227 76ZM109 78V77H108ZM107 78V79H108ZM115 78H113V79H115ZM127 78V76L125 77V78H123V79H126ZM135 78V77H134ZM134 78H132L133 80H134ZM147 78V77H146ZM136 79V78H135ZM148 79V78H147ZM146 79V80H147ZM222 79V78H221ZM232 79V77L230 78V81H232L233 83H234V81L233 80H231ZM98 80V79H97ZM121 80V81H120ZM118 82L120 83H122V79H120ZM136 80H141V79H136ZM145 80V82L144 83H149V81H146ZM84 81H86L87 82V78H86V80H84ZM89 81V80H88ZM105 81V80H104ZM107 81V80H106ZM111 81V80H110ZM114 81V80H113ZM135 81V80H134ZM189 81V80H188ZM208 81V82H209ZM229 81V82H230ZM128 82V81H127ZM127 82H126V80H125V83L127 84ZM161 82H162V80H161ZM204 82V81H203ZM206 82V81H205ZM205 82H204V85H206L205 84ZM227 82H225V83H227ZM85 83V82H84ZM101 83V82H100ZM117 83V82H116ZM115 83V84H116ZM124 83V84H125ZM129 84H132V82L130 83V82H128ZM202 83V82H201ZM129 84H127L128 86H129ZM229 84V83H228ZM121 85V84H120ZM191 85V84H190ZM203 85V84H202ZM231 85H233L232 83H231ZM236 86H239V85H237V84H235ZM234 85V86H235ZM134 87H135V85H133ZM225 86V85H224ZM126 87V86H125ZM130 87V86H129ZM132 87V86H131ZM206 87V86H205ZM128 88V87H127ZM137 88L138 87H136L135 89L137 90ZM141 88H143V87H141ZM134 88H133V90H135ZM199 89V88H198ZM121 90V89H120ZM127 90V89H126ZM125 89L124 90H122V93L123 94H126L127 92H128V90L126 91ZM131 90V89H130ZM133 90H131L132 92H133ZM139 90H141V92H142V89H139ZM145 90V89H144ZM148 90V89H147ZM197 90V89H196ZM202 90H203V88H202ZM205 90V89H204ZM233 90V89H232ZM235 90H238V89H235ZM131 91H129V92H131ZM175 91H176V89H175ZM239 91V90H238ZM116 92V91H115ZM120 92V91H119ZM137 92H138V90H137ZM140 92V91H139ZM140 92V93H141ZM148 93L150 92V91H147ZM146 92V93H147ZM226 92V93H225ZM257 92V91H256ZM134 93V92H133ZM144 94H145V92H143ZM147 93V94H148ZM174 93V92H173ZM197 93V92H196ZM252 93H254V91L252 92ZM260 93V92H259ZM239 94V93H238ZM237 94V95H238ZM256 94V93H255ZM261 94V93H260ZM154 95V94H153ZM224 95V96H223ZM229 95V96H230ZM237 95L235 96V97H237ZM239 95H242V99H244L243 98V94H239ZM246 95V96H247ZM262 95V94H261ZM110 96V95H109ZM129 96V95H128ZM133 96V95H132ZM137 96H139V95H137ZM143 96H145V97H143ZM199 96H200V94H199ZM198 96V97H199ZM254 96V95H253ZM106 97H108V96H106ZM134 97V96H133ZM143 99L144 98H148V95H142L141 96ZM154 97V96H153ZM244 97H245V95H244ZM255 97H256V95H255ZM253 98V99H256V98ZM263 97V96H262ZM114 98V97H113ZM116 98V97H115ZM128 98V97H127ZM138 98V97H137ZM141 98V99H142ZM150 98H151V96H150ZM218 98H219V100H218ZM226 98H227V96H226ZM247 98V97H246ZM251 98V99H252ZM260 98V97H259ZM97 99V98H96ZM129 99L131 100V98H130V96H129ZM231 102H233V100H235L234 99V97H233V100H231L232 98L230 97V98H228ZM241 99V100H242ZM252 99V100H253ZM113 100V99H112ZM123 100H124V98H123ZM127 100V99H126ZM201 101L200 103L198 102V101ZM228 100V101H229ZM238 101H240V102H238V103H241V100H239V97H238V99H237ZM245 100V99H244ZM248 100H250V99H248ZM251 100V101H252ZM129 101V100H128ZM141 101V100H140ZM153 101H154V99H151V101H149V98H148V101L147 102H149L148 104H149V107L151 106V110H152V106H153ZM223 101V102H224ZM236 101V100H235ZM257 101V100H256ZM258 101H259V99H258ZM106 102V101H105ZM124 102V101H123ZM138 102V101H137ZM142 102V101H141ZM145 102V101H144ZM156 102H157V100H156ZM197 102H198V104H197ZM231 102H229V104L231 105L232 103ZM237 102V101H236ZM248 103H249V101H247ZM254 102V101H253ZM253 102L252 103H250L251 105H253ZM261 102V101H260ZM127 103V102H126ZM128 103H130V102H128ZM132 103V102H131ZM146 103V102H145ZM158 103V102H157ZM233 103H235V102H233ZM238 103H236V104H238ZM255 104H256V102H254ZM262 103V102H261ZM102 104V103H101ZM133 104H134V102H133ZM196 104H197V106H196ZM242 104H243V100H242ZM242 104H239V105H241L242 106ZM244 104H246V103H244ZM253 105V106H257V105ZM258 104V103H257ZM109 105V104H108ZM127 105V104H126ZM125 105V106H126ZM130 105V104H129ZM140 105V104H139ZM246 105H249V104H246ZM251 105H249V107L251 106ZM141 106H144V105H141ZM145 106H148L147 104L145 105ZM240 106V107H241ZM116 107V106H115ZM148 107V108H149ZM157 107V106H156ZM155 107V108H156ZM219 107H217V109L219 110V112H220V108ZM248 107V108H249ZM252 107V106H251ZM140 108V107H139ZM144 107H142V109H143ZM147 108V107H146ZM148 108L146 109V110H148ZM209 108V107H208ZM224 108V107H223ZM254 108H256V107H254ZM105 109V108H104ZM132 109V108H131ZM211 108H209V110H210ZM217 109H216V112H217ZM229 109V108H228ZM231 109V108H230ZM242 109V110H241ZM150 110V109H149ZM249 110H250V108H249ZM251 110H252V108H251ZM253 110H255V109H253ZM116 111V110H115ZM139 111V110H138ZM154 111V110H153ZM200 111V110H199ZM227 111V112H226ZM238 111V110H237ZM205 111H203V113H204ZM209 112V111H208ZM256 113H257V111H255ZM254 112V113H255ZM137 113V112H136ZM213 113H214V111H213ZM213 113H212V115L210 114V112H209V115H208V117H206V118H204L203 116H204V114H201V116L203 117V118H201L200 120H201V122L203 121L202 119H204V120H208V119H210V117L212 116H214L213 115ZM252 113H253V111H252ZM138 115H139V113H137ZM142 114V113H141ZM141 114H140V116H141ZM150 114V113H149ZM149 114L147 113L146 115L147 116H149ZM240 114V115H239ZM250 114V113H249ZM134 115V114H133ZM143 115V114H142ZM145 115V116H146ZM151 115V114H150ZM155 115V114H154ZM253 115V114H252ZM258 115V114H257ZM153 116V115H152ZM0 117H1V115H0ZM155 117V116H154ZM153 117V118H154ZM215 116L212 118V119H214V118H216ZM227 117V118H226ZM248 117H250V116H248ZM253 117V116H252ZM257 117V116H256ZM142 118V117H141ZM145 118V117H144ZM159 118V117H158ZM218 118V119H219ZM199 119V118H198ZM197 119V120H198ZM211 119V120H212ZM251 119H253V118H251ZM133 120V119H132ZM142 120V119H141ZM187 120V119H186ZM215 120V119H214ZM214 120L212 121V122H214ZM250 120V119H249ZM254 120V119H253ZM252 120V122H254ZM1 121V120H0ZM7 121V120H6ZM17 121V120H16ZM136 121V120H135ZM210 121V120H209ZM209 121H206V122H203V123H212V122H209ZM215 121H217V118H216V120ZM1 122H3V120L1 121ZM7 122H9V121H7ZM6 122V123H7ZM12 122H14V121H12ZM12 122H10V124L12 123ZM36 122V121H35ZM142 122V121H141ZM154 122V121H153ZM157 122V121H156ZM197 122V121H196ZM218 122V121H217ZM5 123V124H6ZM116 123V122H115ZM150 123V122H149ZM250 123V124H249ZM1 124H3V123H1ZM19 124V123H18ZM31 124V123H30ZM33 124V123H32ZM72 124H74V123H72ZM258 124V125H257ZM7 125H9V124H7ZM6 125V126H7ZM39 125H41L40 123H39ZM45 125V124H44ZM145 125H147V124H145ZM214 125V124H213ZM212 125V126H213ZM216 125V124H215ZM220 125H218V126H220ZM248 125H250V126H248ZM257 125V126H256ZM2 126V125H1ZM11 126V125H10ZM9 126V127H10ZM12 126H14V125H12ZM11 126V127H12ZM72 126V125H71ZM94 126V125H93ZM133 126V125H132ZM132 126H131V128H132ZM8 127V128H9ZM10 127V128H11ZM15 127V126H14ZM36 127V126H35ZM141 127V128H140ZM194 127H196V131H194L195 130V128ZM216 127V126H215ZM4 128V127H3ZM39 128H40V126H39ZM69 128V127H68ZM82 128V127H81ZM149 128V127H148ZM218 128V127H217ZM217 128H213L215 131H216V129ZM240 129L241 131L243 130V131H246V133H247V137H245V138H243V139H236V136H235V130L236 129ZM245 128H248V130H249V132H247V129L245 130ZM255 128V129H254ZM6 129V128H5ZM13 129H15V128H13ZM12 129V130H13ZM18 129V128H17ZM17 129H15V130H17ZM36 129H37V127H36ZM43 129V128H42ZM97 129V128H96ZM219 129H220V127H219ZM218 129V131H220ZM251 129V130H250ZM11 130V131H12ZM73 130V129H72ZM0 131H1V129H0ZM2 131H4L3 129H2ZM0 132V133H3L4 134V132ZM7 131H9V130H7ZM64 131V130H63ZM97 131V130H96ZM94 132V134H96V136H99L98 134H100V132L98 133V132ZM213 131V130H212ZM10 132V131H9ZM49 132H50V129H49ZM58 132V131H57ZM72 132V131H71ZM175 132V131H174ZM196 132H200V133H202V136L205 138L204 140L205 141H209V142H207L206 144H202L201 142H203V141H200L201 139L203 140V138H201V139H199L200 138V133H198L199 134V136H197V133ZM221 132V131H220ZM11 134L10 135H12V132H10ZM22 133V132H21ZM74 133V132H73ZM107 133V132H106ZM209 133V132H208ZM207 133V135H209V134H211V133H209L208 134ZM6 134V133H5ZM9 134V133H8ZM7 134V135H8ZM20 134V133H19ZM36 134V133H35ZM48 134H51V133H48ZM54 134L56 135V133L54 132ZM75 135H76V133H74ZM78 134V133H77ZM205 134V133H204ZM1 135V134H0ZM13 135H14V131H13ZM26 135V134H25ZM63 135V134H62ZM101 135V134H100ZM222 135H226L225 137L224 136H222ZM6 136V135H5ZM5 136H4V138H5ZM15 136V135H14ZM16 136H18L17 134H16ZM50 136V135H49ZM2 136H0V139H2L1 138ZM39 137V136H38ZM45 137H47V136H44V138ZM53 137H55V136H53ZM72 137L74 138V136H73V134H72ZM83 137V136H82ZM85 137L86 136H84L83 137V139L85 140ZM215 137H216V135H215ZM214 137V138H215ZM52 138V137H51ZM58 137H56V139H57ZM86 138H88V137H86ZM110 138V137H109ZM118 138H115L116 140L118 139ZM7 139H11V137L10 138H8L7 137ZM12 139H13V137H12ZM38 139V138H37ZM53 140H56L55 138H52ZM112 139V138H111ZM115 139L114 140H111L113 143H116L115 142ZM3 140V139H2ZM14 140H16V139H14ZM22 139H20V141H21ZM63 140V139H62ZM84 140H82L83 142H85ZM238 140V141H237ZM5 141V140H4ZM13 141V140H12ZM17 141V140H16ZM15 141V142H16ZM19 141V140H18ZM17 141V142H18ZM40 141V140H39ZM49 141H51V140H49ZM74 142L71 144V146H73V147H71V148H76V147H78V144L79 143H81V142H79V140H75V138H74V140H73ZM148 141H151L150 143H151V145H152V147L149 149V153H151L150 154V158L152 159H149V157L147 158L146 157V153H148L147 151H143L141 148H143V146H142V143H144V142H148ZM221 141V140H220ZM1 142V141H0ZM6 142V146L9 144V145H11L12 143L11 142H9L8 141V144H7V140L5 141ZM5 142L3 143V142H1V144L3 143V144H5ZM16 142V143H17ZM23 142H24V140H23ZM22 142V143H23ZM41 142V141H40ZM57 142H60V141H57ZM221 142H223V140L221 141ZM11 143V144H10ZM19 143V142H18ZM18 143H17V145H18ZM29 143V142H28ZM42 143V142H41ZM43 143H46L45 141L43 142ZM71 143V142H70ZM110 143V142H109ZM113 143H111V144H113ZM203 143H205V142H203ZM220 142H218V144H219ZM0 144V145H1ZM15 144V143H14ZM13 144V145H14ZM25 144H26V146H27V143L25 142ZM50 144H52V143H50ZM103 144V143H102ZM106 144V143H105ZM8 145V146H9ZM16 145V146H17ZM19 145H20V143H19ZM104 145V144H103ZM215 145H216V143H215ZM5 146V147H6ZM7 146V147H8ZM15 146V145H14ZM20 146H22V145H20ZM26 146H24V147H26ZM29 146V145H28ZM82 146V145H81ZM94 146V145H93ZM108 146H109V144H108ZM113 146V145H112ZM214 146V145H213ZM212 146V147H213ZM219 146V145H218ZM10 147V146H9ZM30 147V146H29ZM105 147V146H104ZM149 147V146H148ZM216 147V146H215ZM214 147V148H215ZM3 147H1V152H0V154H1V156H3L4 157V159L6 158V160H8V162H3V163H1L0 162V177H3V175H6V177L7 176H9L10 174H9V170H11V169H9V168H11L13 165L14 166H18L19 164H20V162H22L21 160L22 159H29L30 161H31V159H33L34 157H37V156H33V152H35L34 150H33V152H31V154L32 155H30V152L28 151V153H24V154H22V153H20V154H18V153H15V152H17L16 151V149L14 148V149H10V150H8L7 148V150L6 151H3V149H2ZM22 148V147H21ZM96 148V147H95ZM108 148H111V147H108ZM114 148V147H113ZM217 148V147H216ZM5 149V148H4ZM25 150L24 151H27L26 150V148H24ZM28 149V148H27ZM112 149V148H111ZM18 150H20L19 148H18ZM56 150V149H55ZM87 150H90V149H87ZM15 151V152H14ZM57 151H61V150H59V149H57ZM120 151V150H119ZM21 152H23V150L21 151ZM40 153L39 154H41V151H39ZM97 152V151H96ZM95 152V153H96ZM109 152V151H108ZM102 153H104V152H102ZM110 153V152H109ZM121 153V152H120ZM121 153V154H122ZM145 153V154H144ZM7 154V155H6ZM35 155H36V153H34ZM43 154H45V153H43ZM42 154V155H43ZM84 153H82L81 155H83ZM89 154L91 155V157H92V154H91V151H89ZM47 155V154H46ZM46 155H44L45 157L43 158L41 155H39L38 157L39 158H43L44 159V161H43V159L41 158V160L42 161H40V162H43V164H44V162H45V164L48 162V161H50V164H48V165H50V169H51V171L54 173L55 172V175H56V177H57V182H61V186L60 185H58L57 186V188L56 187H54L55 185H57V183H56V180L55 179H53V181L55 182V184L54 183H52L51 182V184L53 185V189L54 188H56L57 190H58V187L60 186V188L61 189H63V190H71V192L72 193H75L74 191L76 190V188L77 187H80L79 185H81L79 182H78V177H76L75 176V174H79V175H81L82 176V174H81V172H79V171H77L75 174H74V170L73 169H71L70 168V166L71 167H74V169H75V166H78L79 168L81 167H83V165H82V162H80V161H76L75 160V156H73L70 152H64L63 153V157H65V159L67 160V164L69 165V168H70V170L67 172V171H65V170H63V168L61 169V165H63V161H64V158H63V161L62 162H56V163H54V169H52L53 167H52V164H51V162H53L54 161V158L52 157V156H50V160L48 159V157L46 156ZM110 155L112 156V154L110 153ZM117 155H118V152H117ZM233 155H236V157L237 158H233ZM30 156L32 157L33 156V158H31L30 159ZM93 156H94V154H93ZM115 156H116V154H115ZM204 156V157H203ZM206 156H210V158H208V160L206 161V159H204ZM232 156V157H231ZM97 157H99V156H97ZM96 157V161H97V159H99V158H97ZM104 157H106V156H104ZM124 157V158H123ZM229 157H231V158H233V159H235L236 161L235 162H232V160L233 159H231V161H230V164L231 163H233V164H231V165H229V166H226V165H224L223 163V161L226 159V158H229ZM95 158V157H94ZM116 158H117V156H116ZM117 158V159H118ZM202 158L204 159V160H202ZM3 159V160H4ZM17 159V160H16ZM34 159H36V158H34ZM45 159L47 160V162L45 161ZM52 159H53V161H52ZM60 159V158H59ZM0 160H2V159H0ZM14 160H16V161H18V160H20V162L18 161L16 164L17 165H15V162H14ZM23 160V161H24ZM65 160V161H66ZM75 160V161H74ZM104 160H107V158L106 159H104ZM104 160H102V161H104ZM29 161V162H30ZM61 161V160H60ZM85 161V160H84ZM99 161V160H98ZM97 161V162H98ZM111 161H113V160H111ZM116 160H114V162H115ZM118 162H117V165H118V163H119V165L118 166H120V162H119V160H117ZM204 161H206V162H204ZM33 162V161H32ZM31 162V163H32ZM34 162L36 163V160H34ZM14 163V164H13ZM25 163H27V162H22L21 164H25ZM35 163H33V168L35 169V167H36V164ZM62 163V164H61ZM90 163V162H89ZM30 164V163H29ZM28 163L27 164H25L26 165V167H27V165H29ZM42 164V163H41ZM41 165V166H45L46 167V169H47V167L49 168V166L47 165ZM30 165H32V164H30ZM29 165V166H30ZM35 165V166H34ZM122 165V164H121ZM28 166V167H29ZM124 166V165H123ZM121 167V169L123 168L124 170H126V167ZM26 167L24 168V166L22 165V167H21V169H23L24 171H27V170H31L29 173H25V174H22V173H24L23 172V170H21L20 169V171H22V172H20V174H22V175H26L27 177L29 176V174H31V176H33L32 174V169H26ZM64 167V166H63ZM29 168H31V167H29ZM87 168V170H89L88 169V167H86ZM129 168V167H128ZM131 168V171H132V167H130ZM6 169H9L8 171V173L7 174H9V175H7V174H4L5 172H7L6 171ZM13 169H15L14 167H13ZM18 169V167H16V169L15 170H13L12 171V173L14 172V175H18V172L16 171ZM26 169V170H25ZM33 169V170H34ZM45 169V168H44ZM40 170V173H39V171H38V174H41V176H43L42 178H39L38 177V180L39 179H41V181H43L46 177H45V173H46V171L45 170ZM113 169V168H112ZM119 170H120V168H118ZM117 169V170H118ZM123 169H122V171H123ZM140 169V168H139ZM49 170V169H48ZM54 170V171H53ZM73 170V171H72ZM90 170H92V168L90 169ZM135 170V169H134ZM84 171V170H83ZM82 171V172H83ZM98 171V170H97ZM96 171V172H97ZM121 171V170H120ZM130 171V172H131ZM124 172V171H123ZM52 173V174H53ZM89 173H91V172H86V170L84 171V176H86V174H88V175H90L91 177H89V178H91L90 180L91 181H93L94 182V184L93 183H91L90 184V182L86 179V178H83L84 180H86V181H84L85 183L87 182V184L89 183L90 184V187H91V189H90V191L91 190H94V189H96V190H100L102 193H103V195L100 197V198H102V202L106 205V207L108 206V207H113L114 209L115 208H117L118 209V211L119 212H121L122 214L123 213H125L128 217H133V218H140L141 219V222H142V218H144L143 216H142V218H141V216L139 215V213H138V209H137V205H136V203H134L133 201H134V199H135V196H136V193L135 194H132V195H130L129 197V200H128V198L126 199V203L127 204H123L124 203V201L123 200H125V199H123L124 197H123V194H122V200H120V194H118L119 192H117L116 193V191H114V190H112V187L114 186H116V185H114V183H113V186L111 187V183L112 182H115L114 180L112 181V182H110V181H108V178H107V176H109L110 175V173H103V172H101L102 174H103V177L104 178H100V177H102V174H101V176L100 175H96L95 177H93L92 176V174H89ZM109 174V175H108ZM35 175V174H34ZM36 175H37V173H36ZM133 175V174H132ZM137 175V174H136ZM11 176H13V175H11ZM10 176V177H11ZM48 176V175H47ZM97 176H98V178H97ZM23 176H20V178H22ZM30 177V176H29ZM28 177V178H29ZM35 177V176H34ZM49 177H52L51 176V173H50V176H48V178ZM110 177V176H109ZM115 177V176H114ZM118 177V176H117ZM9 178V177H8ZM12 178V177H11ZM24 178H25V176H24ZM44 178V179H43ZM55 178V177H54ZM77 178V179H76ZM81 178V177H80ZM135 178H136V176H135ZM138 178V177H137ZM1 180H2V178H0ZM5 179V178H4ZM35 179V178H34ZM43 179V180H42ZM101 179V180H100ZM111 179H113V174H111V178L109 179V180H111ZM200 179H203V185H202V187H201V190H200V193L198 194V195H196L195 196V193L193 194L192 193V191H194L193 189H191V187H192V185L193 184H195L194 182L195 181H198V180H200ZM0 180V181H1ZM14 180V179H13ZM17 180V179H16ZM32 180H33V177H32ZM47 180V179H46ZM49 180V179H48ZM50 180H51V178H50ZM108 181L109 183H108V185L106 184V186L104 185V181ZM123 180V179H122ZM36 181H37V179H36ZM45 181V180H44ZM80 181V180H79ZM201 181V180H200ZM5 182V181H4ZM23 182V181H22ZM47 182V181H46ZM156 182H158V183H156ZM24 183V182H23ZM41 183H43V182H41ZM151 184H152V182H150ZM197 183V182H196ZM11 184V183H10ZM60 184V183H59ZM79 184V185H78ZM93 184V185H92ZM109 184H111V185H109ZM116 184H118V183H116ZM140 184V183H139ZM143 184L145 185L144 187H143ZM142 185H141V188L142 189H145V188H147V186H148V184H145V183H143ZM200 184V183H199ZM202 184V183H201ZM46 185H47V183H46ZM45 185V186H46ZM51 185V186H52ZM85 185V184H84ZM196 185V184H195ZM33 186V185H32ZM45 186H43V187H45ZM49 186H50V184H49ZM50 186V187H51ZM119 186V185H118ZM199 186V185H198ZM193 187H194V185H193ZM52 188V187H51ZM75 188V189H74ZM81 188H82V185H81ZM199 188H200V186H199ZM196 189V188H195ZM56 190V191H57ZM60 190V189H59ZM65 190V191H66ZM79 190V189H78ZM78 190H76V191H78ZM95 190V191H96ZM128 190V189H127ZM132 190V189H131ZM197 190H199L198 188H197ZM55 191V192H56ZM81 191H83V189H80V193H81ZM87 191V190H86ZM85 191V192H86ZM114 191V194H118V196L119 197H115V195L113 194V193H111V192H113ZM70 192V191H69ZM69 192H68V194H69ZM60 193H61V191H60ZM65 193V192H64ZM63 193V194H64ZM82 193H84V192H82ZM86 193H88V192H86ZM94 193V192H93ZM92 193V194H93ZM97 193V192H96ZM132 193V192H131ZM130 192H129V194H131ZM158 193V192H157ZM67 194V195H68ZM75 194H77V193H75ZM75 194L73 195V196H75ZM85 194V193H84ZM98 194V193H97ZM96 194V195H97ZM197 194V193H196ZM70 195V194H69ZM79 195V194H78ZM83 195V194H82ZM80 196H81V194H80ZM79 196V197H80ZM76 197V196H75ZM87 197V196H86ZM154 197V196H153ZM155 197H158V196H155ZM158 199V198H157ZM157 199H155V200H157ZM129 202H128V201ZM121 201H123V202H121ZM148 202V201H147ZM99 203V202H98ZM141 203V202H140ZM143 204H144V202H143ZM100 205V204H99ZM146 204H144V206H145ZM149 205V204H148ZM65 207H66V205H65ZM73 207V206H72ZM77 207V206H76ZM141 213V212H140ZM86 214V213H85ZM147 214V213H146ZM149 214V213H148ZM150 214V215H151ZM9 217L11 216L10 214H7ZM102 215V214H101ZM106 215V214H105ZM149 215V216H150ZM7 216V217H8ZM89 217V216H88ZM113 217H115V216H113ZM49 218V217H48ZM53 218V217H52ZM185 218H183V220H185ZM192 218V219H191ZM42 219H47V218H45V217H43ZM50 219H51V217H50ZM49 219V220H50ZM86 219V218H85ZM195 219V220H194ZM197 219V220H196ZM104 221V220H103ZM187 221V220H186ZM90 222V221H89ZM99 222V221H98ZM145 222V223H146ZM190 222V221H189ZM29 223V222H28ZM196 223V222H195ZM201 223V222H200ZM141 224V223H140ZM194 224V223H193ZM199 224V223H198ZM203 224V223H202ZM77 225V224H76ZM126 225V224H125ZM146 225V224H145ZM173 225V226H172ZM196 225V224H195ZM206 225V224H205ZM205 225L204 226H202V227H205ZM147 226V225H146ZM176 226V225H175ZM188 226V225H187ZM191 226V225H190ZM197 226V225H196ZM114 227V226H113ZM121 227V226H120ZM123 227V226H122ZM126 227V226H125ZM189 227V226H188ZM207 227V226H206ZM106 229V228H105ZM181 229V228H180ZM192 229H194V228H192ZM200 229H202V228H200ZM204 229V228H203ZM148 230V229H147ZM176 230V229H175ZM192 231V230H191ZM144 232V231H143ZM146 233V232H145ZM186 233V232H185ZM186 234H188V233H186ZM185 234V236H187ZM141 235V234H140ZM71 236V235H70ZM146 237V236H145ZM208 237V236H207ZM236 237V238H235ZM179 238V237H178ZM178 238H177V242H179L178 241ZM199 238V237H198ZM234 238H235V240L237 239V240H241L240 242H241V244L239 243V244H237L236 242H235V244H237L239 247H237V249L235 250V252H234V250H233V246H232V242H233V240H234ZM130 239V238H129ZM164 239H166V244H168V245H164L162 242H163V240ZM171 240L170 241V243H168L169 241L168 240ZM179 239V240H180ZM46 240V239H45ZM191 240V239H190ZM192 240H194V239H192ZM196 240V239H195ZM198 240V239H197ZM207 240V239H206ZM209 240V239H208ZM49 241V240H48ZM199 241V240H198ZM164 242V243H165ZM188 242V241H187ZM202 242V241H201ZM179 244V245H178ZM197 244V243H196ZM147 245V244H146ZM149 245V244H148ZM188 245H189V243H188ZM197 245H199V244H197ZM202 245V244H201ZM200 245V247H202ZM209 245V244H208ZM180 248H179V247ZM187 246V244L184 246V247H186ZM210 246V245H209ZM136 247V246H135ZM177 247L179 248V249H182V250H179V249H177ZM191 247V246H190ZM199 247V246H198ZM211 248H213L212 246H211ZM150 249V248H149ZM151 249V250H152ZM186 249H187V247H186ZM186 249H184V251L186 250ZM180 251H182V252H180ZM210 251V250H209ZM182 253V259H181V255H180V253ZM207 252H208V250H207ZM179 253V254H178ZM205 253V252H204ZM201 254V253H200ZM207 254V253H206ZM156 255V256H157ZM195 255V254H194ZM199 255V254H198ZM203 255V254H202ZM192 256V255H191ZM200 256V255H199ZM196 257V256H195ZM194 257V258H195ZM58 258V257H57ZM153 258V257H152ZM156 258V257H155ZM158 258H157V260H158ZM190 258V257H189ZM163 259H164V261H163ZM197 259V258H196ZM195 259V260H196ZM201 259V258H200ZM204 259V258H203ZM146 260V259H145ZM160 260V261H161ZM186 260H187V258H186ZM189 261V260H188ZM193 261H194V259H193ZM193 261H191L192 263H193ZM150 262V261H149ZM162 262H161V264H162ZM148 264H150V263H148ZM153 264V263H152Z\"/></svg>", "mask_w": 264, "mask_h": 264}, {"label": "built area", "instance_id": "3", "mask_svg": "<svg viewBox=\"0 0 264 264\" xmlns=\"http://www.w3.org/2000/svg\"><path fill=\"white\" fill-rule=\"evenodd\" d=\"M20 231V230H19ZM32 233V232H31ZM1 240L6 244L0 245V264H51L55 263L56 253H45L43 250L32 245H20L17 229L0 227ZM49 256L53 262L48 261ZM49 262V263H48Z\"/></svg>", "mask_w": 264, "mask_h": 264}]
</instances>
